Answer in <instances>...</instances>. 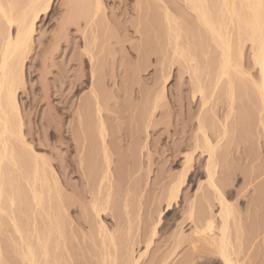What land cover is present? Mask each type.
<instances>
[{
	"label": "rangeland",
	"instance_id": "1",
	"mask_svg": "<svg viewBox=\"0 0 264 264\" xmlns=\"http://www.w3.org/2000/svg\"><path fill=\"white\" fill-rule=\"evenodd\" d=\"M92 1H94V0H81V2H80V0H76V4H75L76 7L74 6L73 13L75 15L77 14V19L70 24L66 38H64L60 41L59 46L52 48L53 50L52 49L49 50L50 48L48 47V41L51 38V35H52L51 33L54 32V30L56 29V27L59 23V20L62 17L63 10L66 9V6H64L65 0H55L54 3L52 4V6L50 7L49 11L46 13L47 15L45 14L44 16H42V20L37 27V31L34 33L33 47L30 50V52L28 53V57L25 60V69H26V73H27L26 83L19 93L20 111H21V117H22L23 124H24L23 130L25 133V138L27 139L28 142H33L34 150L36 152H38L39 155H43L45 158H47L49 161H51V163L53 162L52 165H53V168H54L55 173H56L55 178L58 179V183L60 184L59 188L61 190V193L63 195L65 194V196H66V194H68L67 195L68 197L73 198L77 201L76 202L77 204L73 205L72 208L70 207V209L69 208L68 209H61V211L59 208L56 209V211H58V213H59L60 219H61L62 215L64 216V217L62 216L63 223H60V225H59L60 228L63 230V238H60V239H58V241H56L57 239L55 237H53L55 235H52V237H50V238L53 240H51V239L49 240V244H50L49 246L52 247L55 243H56L55 244L56 246H57V243L59 244L58 248L60 250L57 249L56 253H57V251H58V253L55 255L59 259H61L62 254H63L62 255L63 257L65 256V250L62 249L63 248L62 241L65 240L67 248L71 252L74 250L72 252L74 254V256L76 255V257H77V254L79 255V257H77V258H79L78 264H81V261H82V264L83 263L95 264V262H97V260H98L99 264H101L100 256L96 252L98 250V248L101 246V243L98 241V239H96L97 237H94L93 242L94 243L98 242L95 244L96 249H97L95 251V249H94L95 246H94L93 242H91L92 239H90V237H89L90 232L97 229V227H96L97 224H96L95 220H97V222L99 223L98 219H96L95 217L93 218L94 215L90 209V203H89L90 200L87 197V196H89V194H88L90 191L89 188L90 187L92 188L94 186V184L96 183V181L94 179H92L86 183L87 180L82 176V174L80 173L79 170L78 171L76 170L77 166H78L77 165L78 164V154L76 153V150L74 148L71 149L68 146L69 141L72 137V132H73L72 130L76 129V126H77V123H76L77 115L75 114L77 105L80 103V101H82V99H84V97L86 96V94H88L89 89H90L91 78L89 77L88 73L90 72L91 65L89 64V55L88 54L86 55L84 53L86 51L85 49H87V48H85V46H86L85 44L87 43V47H88L87 51L88 50H91V52L93 51L92 52L93 55L95 54L98 57V59H96V57H95V59L93 61L94 63L97 61V63H95L96 67L98 66V70L100 68V73L104 72L103 75L107 74L106 75L107 77L105 78L106 81L105 82H104V80L101 81V84L103 83L102 85L105 88L101 85L102 87L100 86V88H103V89H100V90L102 91V93H101L102 108H103L102 114L104 116V120H105L107 128H108V130H107L108 135H109L108 139L113 140V142L111 141L112 144L110 143L113 146V148L111 147L113 149V151H112V154H113V156H112V160H113L112 167L114 170L113 172L115 173V175H118V173H119V175L121 176V177H117V179H119V178L121 179L122 177H123L122 179H124L127 176L126 177V179L128 178L127 180H125V179L124 180L121 179V180H122V182L124 181L125 185H128L130 187V193H129V196H127V200H128L127 202L129 204L127 209L129 211V217H130V222H129L130 231H129V233L128 232L125 233L126 231H128L127 229L124 230L127 227L126 223H128V221L126 219H123L125 217L124 216L125 215V209L123 206L125 203L123 200L124 198H123L122 190L123 189L125 190L126 188H125V185L122 182H120V180H117V181L119 182L120 187H121L120 189H122V190H119V192H116L117 195L115 193L114 198H112L113 216L106 214V213L103 215L105 223L110 228L112 227V230H116L115 232H117V234L115 235L116 238L118 237L116 239V241L118 242V243L116 242L117 243L115 245L116 248H115V246H112V244L109 245V248H110L109 250H110V252L112 251L111 252L112 256L113 257L115 255L117 256L116 259H115L116 256L114 257L115 262L117 260L118 261L117 264L120 263V261H121L120 259L122 258L123 261L121 262V264H123V263L126 264V260L124 261V259L126 257L127 258L129 257L130 251L128 253H126L125 246L127 244V240H129V237H130V240H132V238H134V243H133L134 245L136 242V245L132 246L133 251L134 250L136 251L135 253L133 252L135 256L140 255V254H138L139 251L141 253H143V251H144L143 254L147 253L145 251L146 248L144 245V244H146V241H147L145 239V237H146L147 231H148L147 239H148V237L151 236L150 231L152 230L151 228L153 226H152V223L150 224V223H144V222H146L145 220H146L147 215L150 213L149 211H151V209H153L155 211L159 207L160 209H164L163 214L161 215V218H160L162 220H160L161 222L157 223L156 235L153 237L152 245H150V247H149L150 250H148L147 256H146V254H145V256L142 254L143 257L140 260L141 263L145 264V261H150L149 262V264H150V263H152L151 262L152 260L156 261V260H159L162 258H166V257H163L164 254H165V256H168V254H169V256L171 258L168 260V262L166 264H169V263L177 264L178 262H182V263L184 262V264H189L188 261H190L191 259H192L191 261L193 264H222L217 253H215L213 248L208 243H206L207 241L205 240L204 237L192 236L190 238L191 234H189V233L192 230L191 228L193 227V224L192 223L189 224V223H187L188 222L187 220L183 219V218H185L184 216L186 215L183 211H185L187 209L188 198L191 197L192 194L196 191L198 183L200 181H203V183L205 184V187H206L205 189H207L206 181H205L206 175L204 172L205 156H202V157L197 156L196 157V160H195L196 163H199L200 158H201L200 165H201V171L203 173L198 174L197 177H194L195 178L194 181H193V179L190 180L189 176L187 177V179H186V181L182 187V192L180 194V201H179L180 203H179L178 207H175L169 211H166L167 210L166 205H165L166 199L165 200L163 199V197H166L164 193L167 194V192H168V188H169L168 185L171 183L170 181L173 180L178 175V172L180 170L179 163L174 161L175 158L173 157L171 151L175 146H178L180 144L184 145L188 142L187 140H190V138L192 137L191 135L194 132V128H192V125H191L192 124L191 122L193 121V119L191 121L190 116H192V118H193V116H195L197 113H199V109H201V105L200 104L197 105L199 102L197 104L194 103L195 105L193 103H189V100L192 98L191 95L193 94V89L190 85L191 81H189L190 80L189 77L191 76V72H189L190 70H186V68H180V70H178L179 68L176 69V67H177L176 65H174V64L171 65V66L174 65L176 67H174V66L172 67L171 76L169 77L168 82L166 83V88H165V94H166L165 96L166 97L162 100L160 106L154 112L153 117L151 119L152 122L150 123L149 128L146 130L144 127L145 126L144 125L145 116L144 115H143V117L141 116L142 119L139 120V118H141L139 113H141L142 111H143V113H145L146 109L144 108L145 110H141L143 108H140V106H142V105L144 107L146 106L147 101L145 103V100H147L149 98V96H148L149 93L154 97V95L162 89V86H163L162 76H163V74H162V70L160 72V68L163 69L165 66V68H166L165 70H167V69H169L168 67L171 63H169V61L168 62L165 61V62L169 63V65H168L167 63L161 62L159 59H157L158 56L154 52L147 51V52H149L147 54L146 51H143L141 49V47H139L140 42L145 40V34H143L142 24L139 25L136 22V18L138 19V12L135 9L136 0H102L103 5H104V9L96 16V19H95L96 23H97V25L95 26L96 28L86 26V22L84 19L85 16L89 13V10L92 9L91 7L93 6L92 4L94 3V2L92 3ZM162 1L163 2L165 1L167 5L170 4V6H171L172 2H174L173 4L176 3L175 2L176 0H162ZM61 2H63V3H61ZM156 2H157V0L156 1L154 0V6L155 7H156V5H155ZM158 2H160V1H158ZM173 4H172V6L176 5V4L175 5H173ZM157 5H159V4H157ZM61 7H63V8H61ZM156 10H157L156 16L161 15V14H158V11H159L158 6H157ZM160 11H162V10L160 9ZM159 13H161V12H159ZM78 15H79V17H78ZM159 18H161V16H159L158 19ZM136 24H137V26L139 25L140 27L138 26L139 27L138 28L136 26ZM136 28L139 29L140 32ZM83 29H85L84 30L86 33L85 35H87L88 38L85 37V35L82 33V32H84ZM80 31H81V33H79ZM185 31H186L187 35H184V34H186V33H184ZM185 31H182L183 39H185V38H187V36H189L187 30H185ZM140 34L141 35L143 34V35L141 36ZM95 36H97V37H95ZM85 38L87 39V41H89V43L85 40ZM94 39H95V41H94ZM156 40H158V39H156ZM85 41H86V43H85ZM183 41L186 42V39ZM194 43H197L196 40L194 41ZM89 44H91V49H89V47H90V46H88ZM92 44H95V45H92ZM135 46H136V48H135ZM250 47H251L250 43L246 42V46L244 48L243 64H244V68L249 70L254 77H257L256 68H253L252 62H251L252 60H251V48ZM47 49L50 51L49 52L50 56L48 55L47 60H45V64H46V66H45L46 72L45 73L46 74L44 72H43V74L46 76L43 75L45 80H42L43 76L41 74V70L45 71V69L42 68L43 62H41V60H44L43 52H44V50L47 51ZM198 49H199V51L201 50L200 47ZM197 52H198V50H197ZM216 56H219V55L217 54ZM142 57H144V58H142ZM205 57H204V54H203V56L201 55V57H200V59L202 58L201 59L202 62L200 63L201 69H202V76H204L206 73L205 62H204ZM81 60H82V62H81ZM98 64H100V65H98ZM140 64H142V67L144 66L146 69L143 70V68H141L139 73L135 72V69H136L135 66H138ZM165 64H167V65H165ZM31 70H33L32 73H31ZM186 71H188V72H186ZM29 73H31V76ZM84 74H86V76ZM160 76H161V78H160ZM239 77L240 76H237V79ZM237 79L235 76L236 82H237ZM76 80H77V82L83 81V85H84L83 90L84 91L82 90L79 92L76 90V87L74 88L72 86L76 82ZM240 81H241V79L239 78L238 82L240 83ZM243 81L245 83L246 78H244ZM239 83H236V84H238L239 86L241 85L242 90L241 89L239 90V86L238 85L236 86V84H235V88H234L235 93H237V92L242 93V94L237 93L236 96L238 97V99L235 97L236 99L234 101V106L236 107V111H237V114H236V112H235V114L239 117V120H238V117L235 116V114H234L235 120L233 117H231V118H233L234 121H232V119H229L230 120L229 123L232 122V125L231 124L230 125L233 127V128L230 127L231 133L228 132V134L226 135L227 137L225 136L226 138L224 137L222 139V141L220 142V145L218 146V150H217L218 174H217V177L221 183L223 182L222 184H225V183L227 184L226 190L229 192L228 193L226 192L225 194L226 195L228 194L227 197H229V200L234 205L235 212L237 215L236 217L238 218V219L236 218L235 220L232 221V223H230V238H231L232 248L235 249V251L238 253V258L244 264H264V205H263L262 201H260L259 199L256 200V197H258V196H259L258 198H260V199L262 198L261 197V191H259V189H260L261 185H264V184H262V183H264V134L262 133V136H260L258 138L257 134L259 132L258 131L259 128L257 129V127H256V126H258L257 121L256 120H254L255 122L253 121L256 124V126L253 125L254 124L253 122H252L253 124L250 123L253 119H255L257 117V114H255V117H254V114L252 113L255 111L257 113L256 107H254L256 105L251 103V101L248 100L244 96V95H246V93H245L246 83L243 85L244 87L242 86V84H239ZM44 84L47 85V88L49 89V92H48L49 98L44 97L45 96V92H44L45 88L43 86ZM222 85H221V88L218 89V91L220 93L217 92L216 96L218 97V93H219V97H222V98L224 97L225 100H224V98L223 99L219 98L220 101L219 100H218L219 102L217 101V104L219 103L218 104L219 107L216 104V107L213 108L212 111H210V107H205L204 109L207 111L208 114H205L206 111L204 109L202 110V113H204L205 118L209 119L211 122V123H209V121L206 119V123H207L206 127L208 126V128H209L211 126L209 128V132L212 131L211 129H213L214 130L212 132L213 134L215 133V131L217 129H218L216 131L217 133L218 132L220 133V130H222V128H221L222 123L217 124V122L219 120L221 122L224 120L223 119L224 117L222 118V116H225V115H223L222 111L228 109L227 108L228 107V103H227L228 101L226 99H227V97L229 98V94H228L229 92H228L227 88L224 87L226 85L224 83ZM242 87L244 88V90ZM222 88H224L223 91L220 90ZM221 92L223 95H221ZM247 92H248V90H247ZM140 94H141V96H140ZM238 95H240V96H238ZM152 96H151V98H153ZM242 96H243V99H242ZM144 97H148V98L146 99ZM140 99H141V101H140ZM244 99L246 101L248 100L247 101L248 105H247L246 101L244 102ZM152 100L149 99V101H152ZM236 100H237V102H236ZM143 101H144V104H141V102L143 103ZM49 102H50L51 106H49V104H48ZM135 104L139 105V106H135ZM243 104H245L249 107L251 105H253V106H251L250 107L251 109H250L247 106L245 107ZM220 105H223V107H221ZM241 106H244V107H241ZM132 107L134 109L136 107L137 108L134 110ZM252 107H254L255 110H253ZM225 108H227V109H225ZM239 108L242 109V111H240ZM245 108L249 109L251 112L247 111V110L245 111ZM138 109L141 111L138 112ZM203 111H205V112H203ZM195 112H197V113L195 114ZM246 112H247V114H246ZM143 113H141V114H143ZM210 113L211 114L213 113L214 115L213 114L212 115L216 116L213 118H216V120L217 119H219V120L218 121H216L215 119L212 120V115ZM221 113H222V115H221ZM241 113H243V115H241ZM209 114H210L211 118L209 117ZM215 114H217V115H215ZM224 114H225V112H224ZM244 114L247 117L244 116ZM252 115H253V117H252ZM94 116H95V113H93V114L91 113L90 119H92V122L90 119H89L90 122L89 121L88 122L90 124H92V123L93 124H92V127H90L91 125L89 126L90 128L88 127L89 132L93 131L95 129V126H96L94 124V123H96L95 119L93 120V118H92ZM248 116L250 119L248 118ZM51 117L55 120V122L59 128V131L52 129V126H51L52 123L51 122L53 119L51 120ZM137 117H139V118H137ZM146 117H147V114H146ZM241 118L244 121L246 119V121L242 122V123L239 122V121H243ZM236 120L238 121L239 125L236 122ZM247 121H249V122H247ZM88 122H87V124H89ZM233 122H235V123H233ZM189 123H191V124H189ZM233 124L234 125L237 124L238 125V126L236 125L237 128H234L235 126ZM244 124H245V126H244ZM93 125H95V126L93 127ZM214 125H216L217 128ZM218 125H220V127ZM239 127L242 129H240ZM245 127H246V130H244ZM250 127H252V128L250 129ZM91 128H93V129H91ZM135 128H138V130L140 129L139 132L142 131V135L140 137H135L132 139L129 137L131 140L128 141L129 138L127 139V136L129 135V132L135 130ZM191 129H193V130H191ZM247 130H249V131H247ZM256 130H257V132H256ZM96 131H97V127L94 131V134L96 133ZM91 133H92L93 137H97L96 134L94 135L93 132H91ZM244 134H246L245 135L246 137L244 136ZM255 135H257L256 136L257 138L255 137ZM260 135H261V133H260ZM93 137H91L93 139V141L91 138H89V140L91 141L90 142L91 146H92V149H91V147L89 149L91 152L94 149L93 146L94 147H95V145L98 146L97 141H96L97 138H95V141H96L95 142L96 144H95ZM125 139H127V141ZM131 141H132V143H130ZM16 142L18 143L19 141L16 140ZM92 142L94 145L92 144ZM136 142L139 144V146ZM130 144H132L133 147H134V144L138 146V147L135 146V147H137V149L134 148V151H135V149H136V151L138 150L137 153L139 155L134 160V163H132L134 166H132V164H130V166H129L128 161L127 162L125 161L126 163H124V160L126 158V157H124L125 156L124 154H127L126 149H128V146H130ZM20 145H21V143H20ZM95 148H96V150L94 149V151H97V152H94V155H92V153H89L90 152L89 151L88 157H91V158H92V156L96 157V155H97L96 153L99 154V151H98V150H100V149H98L99 147H95ZM29 153H31V151H29ZM76 154H77V156H76ZM180 155H181V153L179 154V157H180ZM98 156H100V154ZM75 158L77 160H75ZM94 158L91 160V162L93 161L92 164H91L90 160H88L90 162L88 164L92 165V166H88L89 169L92 168L91 170H88V168H87V170L89 172L90 171L92 172V170H93V172H95V171H97L96 169L99 168L97 166V163L99 162V160H100L99 158H101V156L95 158V160L97 161V162L95 161L96 165L94 163ZM148 158H149V160H148ZM120 160H123V161H120ZM73 161H75L74 163H76V166L74 163H72ZM70 163L75 166L74 169ZM119 163H121L120 164L121 166L119 165ZM125 164H127V165H125ZM180 164H182V162ZM93 165H95L97 168H95V166H93ZM115 166H116V168H115ZM122 166H124L125 168H127V166H129V167H128V169H125ZM119 167H121V168H119ZM131 167H135V168L131 169ZM93 168H95V169H93ZM123 168L125 170H123ZM127 170H129L128 175H127V173H128ZM132 170H134L135 172H130ZM115 171H119V172H115ZM122 171L124 173H122ZM17 172H19V171H13V172L11 171L9 173H12V174H10L8 177H6V180H8V182L6 181V183H5V185L7 186V190L12 184L11 188L8 191L5 189L6 194L11 189L12 190L9 192L10 193L9 196L12 195V191L14 192V194L17 193L19 187L22 184V186H23L22 190H24L25 192H28V193H27V195L25 192L18 194L19 197L21 195L20 198H21L22 202H20V204L22 205V204H24V202H26L28 200H29L30 204H28V202H27L26 203L27 206L23 205V207L20 204H17V203H19L20 198L18 196H15L16 194L15 195L13 194V197L15 196V203H16V204L13 203L14 205H11V203L9 204V200L6 198L7 195L4 197V198H6L5 199L6 201L4 200L5 201L4 206L6 205L5 209H8V210H6L4 212L2 211L0 214L2 216V217L0 216V218L2 219V220L0 219L1 220L0 226L2 227L0 230V235H1L0 237L2 238L1 240H2V246L4 247V250H3L5 252L4 254H5V256H8V257L11 255V252H10V249L12 246L11 241L18 240L20 235H22V236L25 235L23 237L26 239H29L32 236V233L34 232L33 230H36L37 227H40V226L42 227V228L40 227L37 229V231L40 232V234L42 233L41 234L42 236L47 233L44 230H46V228H48V226H52L53 229L56 228V226H53L54 223H52V225H50L49 223H45V227H44L43 217L46 220V217L44 215L45 213L44 212L42 213V211L39 212L38 208L40 210H41V208L38 206L36 207V205L34 206V204H36V203L33 199H31L32 195L31 194L29 195V191H28L29 188L25 184L26 183L25 180H23L21 178V177H23V178H25V177L19 175L20 172H19V174ZM131 173H133V174H131ZM13 174H14V177H12ZM122 174H124L125 177ZM257 175H258V177H256ZM11 177H12V179H11ZM20 179H21V181H20ZM10 180L13 182H11ZM92 181H93V183H91ZM125 181L129 184L125 183ZM89 183H91V185L93 184V186H90ZM121 183H122V185H121ZM7 184L10 186H8ZM123 185H124V188H123ZM6 186L4 188H6ZM128 186H126V187H128ZM16 188H17V190H16ZM257 193H260V194L258 195ZM118 194H120V196H118ZM27 196L29 199H27ZM124 197H125V195H124ZM254 197H255V199H254ZM16 198L18 199V201ZM252 200H254V201H252ZM255 200L259 201L260 204H258V205L255 204L254 203V202H256ZM32 201H34V203ZM46 201L47 200H45V203H44V209L45 210L48 209V207H45L48 204V201L47 202ZM253 203L255 205H257V207H255V205ZM31 204H32V206H31ZM215 204H214V211L216 212V210L218 209V205L217 204L215 205ZM10 205L12 208L10 207ZM17 205L21 206V208L23 210L19 211V209H17V208H20V207ZM28 205H29L31 211H30ZM86 205H88V206H86ZM48 206H49V204H48ZM21 208H20V210H21ZM24 208H27V210H24ZM255 208L256 209L258 208V209L255 210ZM11 209H13V212H12L13 215L17 214L16 216H17L18 221H19L18 217L20 218V216H21L20 220L22 222L19 221L20 223H18L19 224L18 226H20L19 228L21 230L20 235L17 232V230L15 233L14 223H12L13 221L10 218V217H12L11 216V214H12ZM14 209H16V210H14ZM34 209H35V213L34 212L33 213H34V215H36L34 217H36L37 220L33 219V217H32L33 213H30ZM36 209L38 210L39 214H38ZM160 209H158V210H160ZM45 210H43V211H45ZM62 210H63V212L65 210L66 214L63 213ZM66 210H68V211H66ZM83 210L86 211V214L88 217L87 221L89 222V224L87 223V221L85 219L86 214L83 212ZM87 210H89L90 212ZM17 212H19V214ZM20 212H22V213H20ZM61 212H62V215H60ZM146 212H147V215H146ZM156 212H159V211H156ZM4 213L6 215L7 214L8 215L6 216ZM26 213H28L30 216L28 214L26 215ZM89 213H90V215H88ZM40 214H41V216L39 217ZM118 214H120V215H118ZM156 215H157V213H156ZM8 216H10V217H8ZM66 216H68V217H66ZM28 217H31V218H28ZM121 217H123V218H121ZM31 219L35 221L34 224L31 223V221H32ZM40 219H42V220H40ZM89 219H92V221ZM115 219H117V220H115ZM121 219H122V223H120ZM184 220H185V222H184ZM26 221H27V223H26ZM28 221L30 223H28ZM34 221H32V222H34ZM38 221H39V223H38ZM40 221H42V223H40ZM45 222H47V220ZM91 223L95 228L90 225ZM38 224H41V225H38ZM121 224H122V227L120 226ZM21 225H23V226H21ZM69 225L71 228L69 227ZM83 225H85V226H83ZM34 226H35V228H34ZM113 226H115V227H113ZM119 226H120V228L123 229V232L119 229ZM124 226H126V227H124ZM116 227H117V229H116ZM139 227H140L141 231L139 230ZM6 228H7V230H6ZM92 229H94V230H92ZM118 229L120 230L121 233L118 231ZM23 230H24V233H23ZM66 230L67 231L69 230V231L67 232ZM145 230H146V232H145ZM82 231L84 232L83 234L85 236L82 234ZM43 232H45V233H43ZM138 232H141V233H139L140 236L145 235V237H144L145 242H144V239L142 238L143 243H142V240L140 243H137V239L140 238V236H138ZM143 232H145V234H142ZM149 232H150V234H149ZM179 232H180V234H179ZM13 233H15V235ZM181 233H182V238H181ZM3 234H5V235H3ZM53 234H55V233H53ZM74 234H75V237L71 236ZM118 234H120V235H118ZM126 234L127 235L129 234V237ZM131 234H132V236H131ZM175 234L177 235V238H176ZM9 235H10V237H9ZM13 235H14V237H12ZM123 235H125V237H123ZM82 236L84 237V239L82 238ZM6 237L8 238L9 242H6V241H8V240H6L7 239ZM16 237H18V238L16 239ZM80 237L82 238V240L85 243L81 240ZM195 237H198V238H195ZM87 238H89V239H87ZM178 238H179V240H178ZM122 239H124L123 242L119 244V241H122ZM190 240H192V241L197 240L198 241L197 243H198L199 247L197 250V255L195 254V256H192V254H191V253H194V250L191 248L192 242ZM50 241H51V243H50ZM125 241H126V243H125ZM9 243H10V245H9ZM82 244L83 245L85 244L84 246H86V247H84ZM176 244H178L179 247L176 249V251H174L176 248ZM88 245H89V247H88ZM7 246L9 247V249ZM77 246L80 248H82V246L84 247V248H82L83 249L82 251L85 253L86 258L85 257L83 258L81 256V252H79V250H81V249L78 248ZM55 247L51 248V252L54 251ZM119 247H121V249H119ZM134 247H135V249H134ZM89 248H92L93 250L89 249ZM111 248H113V249L115 248V249L113 250ZM190 249L192 251H190ZM62 250H63V253H62ZM90 250H92V251H90ZM88 251H89L88 254H90V253L95 254L96 253V256H94V254L92 255L94 259H92V256H91V258L88 257L89 255L86 254V252H88ZM115 251H117V252H115ZM171 251L176 252V253L175 254L173 253V255H171V253H170ZM9 252H10V254H9ZM59 252H60V254H59ZM113 253H115V254H113ZM133 253H132V255H130L131 257H134ZM161 253H163V254H161ZM58 254L60 257L58 256ZM160 254H161V257L158 258L160 256ZM155 256H158V257L156 258ZM96 257H98V258L96 259ZM123 257H125V258H123ZM152 257H154L155 259L154 258L151 259ZM173 258H174V260H173ZM84 259H86L87 262ZM95 259H96V261H95ZM171 259H172V261H170ZM89 260H91V261H89ZM142 260H144V261L142 262ZM93 261H95V262H93ZM176 261H177V263H176ZM98 262H97V264H98ZM146 264H148V262H146Z\"/></svg>",
	"mask_w": 264,
	"mask_h": 264
},
{
	"label": "bare ground",
	"instance_id": "2",
	"mask_svg": "<svg viewBox=\"0 0 264 264\" xmlns=\"http://www.w3.org/2000/svg\"><path fill=\"white\" fill-rule=\"evenodd\" d=\"M54 1L55 0H0V214L2 211L4 212V211L8 210V209H5L6 205L4 206V204H5L4 202L6 201L5 200L6 198L9 200V204L11 203V205H14L13 203H15V196L19 197L18 194L25 192L24 190H22L23 186L20 183L21 186L19 187L18 192L15 193L16 195L12 191V195L9 196V194H10L9 192L12 189L6 194L7 186L5 185V183H6V181L8 182V180H6V177H8L10 174H12V173H9L11 171L12 172L13 171H19L20 174H19V172H17V173L19 175L25 177V178H23V177H21V178L23 180H25V182H26L25 184L29 188L28 189L29 195L30 194L32 195L31 199H33L36 203V204H34V206L36 205V207L37 206L40 207L41 210L38 208L39 212L42 211V213L43 212L45 213L44 215L46 217L47 222H45L46 220L43 217L44 227H45V223H49L50 225H52V223H54L53 226H56V228H54V229L52 226H48V228H46V230H44L47 232L46 233L47 235L45 234L43 236L41 235L42 233L40 234V232L37 231V229L40 228L41 226L37 227L36 230H33L34 232L32 233V236L29 239H26L23 237L25 235H23V236L20 235L21 230L19 228L20 226H18L19 225L18 223L22 222L20 220L21 216H20V218L18 217V219L20 221L19 222L17 220V216H16L17 214L13 215V213H12L13 209H11V213H12L11 216L12 217H10V216H8V217H10L13 221L12 223H14L15 233L17 230V232L19 233L20 236H19V238L16 237V239L18 238V240L11 241L12 242L11 243L12 246L10 249L11 255L9 257L5 256V254H4L5 252L3 251L4 247L2 246V240H1L2 238L0 237V264H78V261H79V258H77V257H79V255L77 254V257H76V255L74 256V254L72 253L74 250L71 252L67 248L65 240L62 241V244H63L62 249L65 250V256L64 257L62 256L63 255L62 254L61 255L62 258L59 259L55 255L58 253V251L56 253V250L59 249L58 248L59 244L57 243V246H56L55 245L56 243L54 241L53 242L55 244L52 247H55V246L56 247H55L54 251H52L53 253L51 252L52 247L49 246L50 245L49 240L51 239L50 237H52V235H55L53 237H55L57 239L56 241H58V239H60V238H63V230L59 226L60 223H63V219H62L63 210L60 214V215H62L61 216L62 220H61L59 213H58V211H56V209L59 208L60 211H61V209H68V208L70 209V207L72 208L73 205L77 204L76 203L77 201L73 198L68 197L67 196L68 194H66V196H65V194L63 195L61 193V190L59 188L60 184L58 183V179L55 178L56 173H55V170H54L53 165H52L53 162L51 163V161H49L43 155H39L38 152H36L34 150L33 142H28L27 139L25 138V133L23 130L24 124H23V120L21 117L20 102H19V93L22 90V88L24 87V85L26 83V79H27V73H26V69H25V60L28 57V53L30 52V50L33 47L34 33L37 31V27L42 20V16H44L49 11V9L52 6V4L54 3ZM158 1H160V2H158ZM161 1L162 0H157V2L155 3L156 7L154 6V0L153 1L152 0H136V4H135L136 5L135 9L138 12V19L136 18V22L139 25L142 24L143 34H145V40L143 39L144 41H141L142 43L140 42L139 47H141V49L143 51L154 52L158 56L157 59H159L161 62L167 63L169 61V63H171L170 65H169V63H167L169 65V67H168L169 69H167V70H165L166 69L165 66L163 69L160 68V72L162 70V74H163V76H162V78H163L162 89L160 91H158V93H156L154 95V97L149 93V95H148L149 98L144 97L146 99L148 98L147 100H145L143 98L145 100V103H146V101H147V103H146L145 107L142 105L143 107L140 106V108H143L141 110L146 109L147 111L145 110V113H143V111H142L141 113H143V114L139 113L140 117L141 116L143 117V115L145 116V118H144L145 119V123H144L145 126L144 127L147 130L149 128L150 123L152 122L151 119L153 117L154 112L160 106L162 100L166 97L165 96L166 95L165 94L166 83L168 82V79L171 76L172 67L174 65L177 66V67L174 66V67H176V69L179 68L178 70H180V68H186V70H190L189 72H191V76L189 77L190 78L189 81H191L190 85L193 89V94L191 95L192 98L190 99L191 101L189 100V103H193V104L196 103L197 104L199 102L197 105H199V104L201 105V109H199V113L195 112V114L196 113L197 114L195 116H193V118H192V116H190L191 118L189 117L191 119V121L193 119L192 122L190 121L192 124L189 123L192 125V128H194V132L191 135L192 137L191 138L189 137L190 140H187L188 142L186 141L187 142L186 144H184V145L180 144L178 146H175L171 151L173 157L175 158L174 161L179 163L180 170L178 172V175L173 180L170 181L171 183L168 185L169 188L167 187L168 188L167 194L164 193L166 196V197H163L164 200L166 199V204H165L166 209H167L166 211H169L175 207H178V205L180 203L179 201H180V194L182 192V187H183L187 177L189 176V179L190 180L193 179V181H194V179H195L194 177H197L198 174L203 173L201 171V165H200L201 158H200L199 163H196L195 160H196L197 156H199V157L205 156L204 172L206 175L205 181H206L207 189H205L206 187H205V184L203 183V181H200L198 183L196 191L192 194L191 197L188 198L187 209L185 211H183L186 215L184 216L185 218H183V219L187 220L188 221V222L186 221L187 223L193 224V227L192 228L190 227L192 229L189 233V234H191L190 238L192 236L204 237L205 240L207 241L206 243H208L213 248L215 253H217L222 264H244L238 258V253L235 251L234 248H232V244H231L230 223H232V221L237 218L236 217L237 215L235 212L234 205L229 200V197H227L228 194L227 195L225 194L226 192L227 193L229 192L226 190L227 184L226 183L222 184L223 182L221 183L217 177V174H218L217 150H218V146L220 145V142L222 141V139L228 134V132L231 133L230 127H232L231 126L232 122L229 123L230 122L229 119H232V121H234L235 120V118H234L235 112L237 114L236 107L234 106V101L236 98L238 99V97L236 95H237V93H240V92L235 93L234 88H235V84L239 83L238 82L239 78L241 79L239 84H242V86H243L246 83V85H245L246 86V91H245L246 95H244V96L248 100H250L251 103L256 105L254 107H256L257 113H256V111L252 112V113L254 114V117H255V114H257V117H256L257 119L256 118L253 119L250 123L253 124L255 122L254 120L257 121L258 126H256L255 123L253 125H255L257 127V129L259 128L258 131L261 133V135H260V133L258 132V134H257L258 138L260 136H262V133L264 134V0H176L175 1L176 5L173 4L174 2H172V4L175 6H172V4H171V6H170V4L167 5L165 1H164L165 3L163 1L162 2ZM80 2H81V0H80ZM61 3H63V2H61ZM64 3H65L64 6H66V9L63 10L62 17L59 20V23H58L56 29L54 30V32L51 33L52 34L51 38L48 41V47L50 48V49L48 48L49 50H51L54 47L59 46L60 41L64 38H66V36H67V32L69 30L70 24L77 19V14L75 15L73 13L74 6L76 7V5H75L76 0H65ZM92 3H93L92 4L93 6L91 7L92 9L89 10V13L84 18L85 22H86V26H89V27H95L97 25L96 20H95L96 16L104 9V5H103L102 0H94V1H92ZM157 4H159V5H157ZM157 6L159 8L158 14H161V15H159V16H161V18H159V19H158L159 16H156ZM61 8H63V7H61ZM160 9L162 11H160ZM159 12H161V13H159ZM79 15H78V17H79ZM137 24H136V26H137ZM84 30L85 29H83V31ZM137 30L140 32L139 29H137ZM185 30H187L188 35H189V36H187V38H185L186 42L183 41L185 39H183V34H182V31H185ZM81 31L79 33H81ZM82 33L84 35L86 34L85 31ZM184 33H186V31ZM184 35H187V33ZM97 36H95V37H97ZM85 37H87V35H85ZM156 39H158V40H156ZM85 40L87 41L86 38H85ZM195 40L197 43H194ZM86 41H85V43H86ZM94 41H95V39H94ZM87 42L89 43V41H87ZM246 42H249L250 46H251L250 47L251 48V60H252L251 62H252L253 68H256L257 77H254L249 70L244 68L243 57H244V48L246 46ZM85 45H86L85 48L88 49L87 43ZM92 45H95V44H92ZM88 46H90L89 49H91V44H89ZM136 46H135V48H136ZM199 47L201 48L200 51L198 49ZM48 49H47V51L44 50V52H43L44 60H41V62H43L42 68H44V69L46 66L45 60H47L48 55L50 54L49 53L50 51ZM87 49H85L86 51L84 53L86 55L87 54L89 55V64L91 65L90 72L88 73L89 77L91 78L90 89H89L88 94H86V96L84 97V99H82V101H80V103L77 105V108L75 111L76 112L75 114L77 115V119H76L77 126H76V129L72 130L73 131L72 137L69 141L68 146L71 149L74 148L76 150V153L78 154V164H77L78 166H77L76 170L77 171L79 170L80 173L82 174V176L87 180L86 183L92 179H94L96 181L94 186H93V184L91 185V183H93L94 180L91 183H89L90 186H93L92 187L93 189L89 186L90 191L88 193L89 196H87L88 199L90 200L89 203H90V209L94 215L93 218L95 217L99 221V223H98L97 220L94 219L96 221V224H97V226H96L97 229H95L96 231L94 229H92L94 231L90 232L89 237H90V239H92L91 242L94 241L93 240L94 237H97L96 239H98V241L101 243V246L97 250L95 244L98 242H95V243L93 242V244L95 246L94 249H95V251L97 250L96 252L100 256L101 260L100 259L99 260H100L101 264H117L118 261L116 260V262H115V259L117 258V256L115 255L116 257L114 256L115 257V259H114V257L111 254L112 251L110 252V250H109L110 244H112V246H115L118 243L116 241V239L118 237L117 238L115 237L117 232H115L116 230H112V227L110 228L105 223L103 215L106 213V214L113 216L112 198H114V195L116 192H119V190H122V189H120L121 187H120V184L117 180H120V182H122V180H124V179L127 180L128 178L126 179L127 176L125 177V175L122 174V175H124L125 178L122 179L123 178L122 177L121 178L122 180L120 178L117 179V177H121V176L119 175V173H118V175H115V173L113 172L114 171L113 167H112V163H113V160H112L113 149L112 148H113V146L111 145L112 144L111 141L113 142V140L108 139V136H109L108 131H107L108 128H107L106 122L104 120V116L102 114V110H103L102 99H101L102 91L100 90V89H103V88H100V86L103 84V83L101 84V81L102 80H104V82L106 81L105 78L107 77L106 76L107 74L103 75L104 72L100 73V68L98 70V66L96 67V65H95V63H97V61L95 60L96 62L95 63L93 62L95 57H96V59H98L97 55L94 54L95 55L94 56L92 53L93 51L92 52H91V50L87 51ZM197 50H198V52H197ZM149 52H147V54ZM203 54H204V57L206 56L204 59L205 69H206V73L204 76H202V69H201V65H200V63L202 62V60H201L202 58L200 59V57H201V55L203 56ZM217 54L219 56H216ZM142 58H144V57H142ZM82 60H81V62H82ZM165 61H167V62H165ZM167 64H165V65H167ZM172 64H174V65L171 66ZM98 65H100V64H98ZM135 68H136L135 72H138V73H139L141 68H143V70L146 69L144 66L142 67V64L135 66ZM32 72H33V70H31V73ZM43 72L45 73L46 69H45V71L41 70L42 76L44 75ZM186 72H188V71H186ZM31 73H29L30 76H31ZM84 75L86 76V74H84ZM44 76H46V75H44ZM44 76L42 77V80H45ZM235 76H236V79H237V76H240L237 79V82L235 81ZM160 78H161V76H160ZM244 78H246L245 83L243 81ZM223 83L226 85L224 87L227 88V90L229 92L228 93L229 98L226 96L227 97L226 100L228 101L227 102L228 103V107H227L228 109L225 108L227 110L222 111L223 115H225V116H222V118L224 117L223 118L224 120L222 122L219 119L216 120V118H213L216 116H213L214 114L212 113L213 114L212 115L210 113L212 115V120H214V119L216 121L219 120L217 122V124L222 123L221 124L222 130H220V133L216 132L218 130L217 129L215 131V133L213 134L212 133L214 131L213 129H211L212 131L209 132V128L211 126L209 128H208V126L206 127V125H207L206 119L207 118H205L204 113H202V110L205 107H210V111H212L213 108L216 107L217 101L219 100V98L220 99L222 98V97H219L220 92L218 91V89L221 88V85ZM237 85L238 84H236V86ZM43 86L45 88V91L43 90L45 92L44 97L49 98V94H48L49 89L47 88V85L44 84ZM72 86L74 88L76 87V90L80 92L83 90V86H84L83 81L77 82V80H76V82ZM223 89L224 88H222L220 90L223 91ZM240 89H241V85L239 86V90ZM243 90H244V88H243ZM247 90H248V92H247ZM217 92H219L218 97L216 96ZM240 94H242V93H240ZM221 95H223L222 92H221ZM140 96H141V94H140ZM151 96L153 98H151ZM238 96H240V95H238ZM149 99L150 100L153 99V100L149 101ZM242 99H243V96H242ZM245 99H244V102L246 101ZM224 100H225V98H224ZM140 101H141V99H140ZM247 101H246V103H247ZM236 102H237V100H236ZM48 104H49V106H51L50 102ZM141 104H144V101H143V103L141 102ZM243 105L246 107L248 105V103H247V105H245V104H243ZM135 106H139V105L135 104ZM220 106L223 107V105H220ZM244 106H241V107H244ZM251 106H253V105H251ZM218 107H219V105H218ZM247 107H249V106H247ZM254 107H252L253 110H255ZM141 110L138 109V112H140ZM246 110L250 111L249 109L245 108V111ZM205 111H203V112H205ZM240 111H242V109H240ZM224 112H225V114H224ZM91 113L92 114L95 113V116L92 118H93V120L95 119V122H96V123H94L96 126L93 125V127L95 126V129L97 127V131L95 133L97 137H93L92 133H91V132H93V134H94L95 129L91 132H89V130H88V127L90 125H91L90 127H92V124H93V123L92 124L89 123L90 122L89 119L91 118L90 117ZM146 114H147V117H146ZM205 114H208L207 111ZM210 114H209V117H210ZM236 114H235V116H237ZM246 114H247V112H246ZM215 115H217V114H215ZM221 115H222V113H221ZM241 115H243V113H241ZM244 116H246V115L244 114ZM142 117L141 118L137 117V118H139V120H141ZM231 117H233L234 120ZM252 117H253V115H252ZM248 118H249V116H248ZM52 119L53 118L51 117V120ZM90 120L92 122V119H90ZM207 120L209 121V123H211L209 119H207ZM238 120H239V117H238ZM245 121H246V119H245ZM245 121L243 120V121H239V122L242 123ZM87 122L89 124H87ZM236 122L238 123L237 120H236ZM247 122H249V121H247ZM51 123H52V125H51L52 129L59 131V128H58L54 119L52 120ZM233 123H235V122H233ZM216 125H214V126L216 127ZM236 125H234L235 126L234 128H237ZM238 125H239V123H238ZM218 126L220 127V125H218ZM244 126H245V124H244ZM251 128L252 127H250V129ZM91 129H93V128H91ZM240 129H242V128H240ZM139 130H138V128H135V130L130 131L129 135L127 136V139L129 137L131 139L135 138V137H140L142 135V131L139 132ZM191 130H193V129H191ZM244 130H246V127ZM247 131H249V130H247ZM256 132H257V130H256ZM89 135L94 138V143L97 141L98 146L95 145V147H99L98 149H100L98 151H99L101 158H99L100 160L98 159L99 162L97 163V166L99 168H97L95 166L96 162H97L95 160V158L100 157V156H98L99 154L96 153L97 155L95 154L96 155V157L94 156L95 158L93 156H92V158L88 157V155H89L88 152L90 151L89 150L90 147L92 149V146L90 143L91 141L89 140V138H91V137ZM245 135L246 134H244V136ZM257 135H255V137ZM95 138H97L96 141H95ZM130 138L128 139V141L131 140ZM127 139H125V140L127 141ZM16 140L19 141L21 143V145L19 142H18L19 143L18 144L16 142ZM92 141H93V139H92ZM130 143H132V141ZM92 144H93V142H92ZM135 144H134V147L132 144H130V146H128V149H126L127 154H124L125 155L124 157H126L124 160V163H126L128 161L129 166H130V164L134 163V160L139 156L137 153L138 150L136 151L139 144L137 143L138 146ZM135 146H137V147H135ZM95 147L93 146V148L96 150ZM134 148H136L135 151H134ZM94 149L92 152L90 151L89 153H92V155H94V152H97V151H94ZM29 151H31V153H29ZM180 153L182 156L180 155V157H179ZM77 154H76V156H77ZM93 158H94V163H95V165H93V166H95V168H97L96 169L97 171L93 172V170H92V172L91 171L89 172L88 170H91L92 168L89 169L88 166H92V165H89L88 163H90ZM75 160H77V159L75 158ZM88 160H90V162ZM148 160H149V158H148ZM120 161H123V160H120ZM180 161L182 162V164H180L181 163ZM74 162L75 161H73L72 163H74ZM92 162H91V164H92ZM74 164L76 166V163H74ZM120 164L121 163H119V165ZM127 164H125V165H127ZM71 165L74 169L75 166L73 164H71ZM116 166H115V168H116ZM129 166H127V168H125L124 166H122V167H124L125 169H128ZM132 166H134V165L132 164ZM87 168H88V170H87ZM95 168H93V169H95ZM119 168H121V167H119ZM124 168H123V170H125ZM134 168L135 167H131V169H134ZM115 172H119V171H115ZM127 172H128L127 173V175H128L129 170H127ZM130 172H135V171L132 170ZM122 173H124V172L122 171ZM131 174H133V173H131ZM12 177H14V174ZM12 177H11V179H12ZM256 177H258V175ZM20 181H21V179H20ZM11 182H13V181H11ZM122 183L124 184V181ZM122 183H121V185H122ZM125 183H127V182L125 181ZM127 184H129V183H127ZM262 184H264V183H262ZM4 185L6 186V188H4L5 187ZM124 185H123V188H124ZM8 186H10V185H8ZM11 186H12V184H11ZM11 186L8 188V190L11 188ZM126 186H128V185H125L126 189L122 190L123 198H124V199L123 198L122 199L124 200V203H125L123 205L124 209H125V215L124 216L126 218L124 216H123L124 218L123 217H121V218L126 219L128 221V223H126L127 227L124 226V227H126L124 230L127 229L128 231H126L125 233H127V232L129 233V231H130V226H129L130 217H129V211L127 209L128 205H129L127 202L128 201L127 196H129V193H130V187L129 186L126 187ZM16 190H17V188H16ZM259 191H261V197L262 198L261 199L258 198L259 197L258 195L260 193H257L258 197H256V200L259 199L260 201H262V203L264 205V185H261ZM25 193L27 195L28 192H25ZM13 194L15 195L14 197H13ZM116 195H117V193H116ZM124 195H125V197H124ZM5 196H6V198H4ZM118 196H120V194H118ZM20 197H21V195H20ZM27 199H29L28 196H27ZM254 199H255V197H254ZM45 200H47L48 204H49V206H48V204H47V206H45V207H48V209H46V210L44 209ZM17 201H18V199H17ZM34 201H32V202L34 203ZM252 201H254V200H252ZM20 202H22L21 198L19 200V203H17V204H20ZM27 202H28V204H30L29 200H28V201L24 202V204H22V205L20 204V205L23 207V205H26ZM215 203L218 205V209L216 210V212L214 211V204ZM254 203L257 205L260 204L259 201H256ZM11 205H10V207H11ZM257 205H255V207H257ZM17 206H19V205H17ZM21 206H19V207L21 208ZM31 206H32V204H31ZM86 206H88V205H86ZM28 207H29V205H28ZM20 208H17V209H19V211H22L23 209L21 208V210H20ZM29 209H30V207H29ZM158 209H160V208L158 207ZM158 209H156L155 211L153 209H151V211L148 210L150 212L149 213L147 211L149 213L148 215L146 212L147 217L145 220L146 222H144V223H150V224L152 223L153 227L151 228L152 230L150 231L151 236L148 237V239H147L148 231H147L146 237H145V235H142V234H145L146 230H145V232H143L141 234L142 236H140V234H139L141 232H138V236H140V238L137 239V243H140L141 240L143 243V239L145 237V239L147 241H146V244H144L146 249L145 248L144 249L147 253H148V250H150L149 249L150 245H152L153 237L156 235L157 223L161 222L160 220H162L160 218H161V215L163 214L164 209H160V210H158ZM257 209L255 208V210H257ZM14 210H16V209H14ZM24 210H27V208H24ZM38 210H37V212H38ZM43 210H45V211H43ZM30 211H31V209H30ZM66 211H68V210H66ZM87 211H89V210H87ZM156 211H159V212H156ZM33 212L35 213V209L30 213H33ZM39 212H38V214H39ZM83 212L86 214V211L83 210ZM155 212L157 213V215ZM17 213L19 214V212H17ZM20 213H22V212H20ZM34 213H33L32 217H33V219L37 220L36 217H34V216H36V215H34ZM63 213L66 214L65 210ZM27 214L28 213H26V215ZM88 215H90V213ZM118 215H120V214H118ZM40 216H41V214L39 215V217ZM66 217H68V216H66ZM28 218H31V217H28ZM87 218L88 217L86 214V218H85L86 221H87ZM92 219H89V220L92 221ZM40 220H42V219H40ZM115 220H117V219H115ZM185 220H184V222H185ZM29 221H28V223H30ZM32 221H34V220H32ZM32 221H31V223L34 224L35 221L34 222H32ZM26 223H27V221H26ZM38 223H39V221H38ZM40 223H42V221H40ZM87 223L89 224L88 221H87ZM120 223H122V219H121ZM38 225H41V224H38ZM90 225L93 226L92 223ZM21 226H23V225H21ZM83 226H85V225H83ZM120 226L122 227V224ZM120 226H119V229L123 232V229L120 228ZM69 227H70V225H69ZM113 227H115V226H113ZM1 228L2 227L0 226V230H1ZM34 228H35V226H34ZM116 229H117V227H116ZM119 229H118V231L120 232ZM6 230H7V228H6ZM139 230L141 231L140 227H139ZM150 232H149V234H150ZM15 233H13V234L15 235ZM23 233H24V230H23ZM43 233H45V232H43ZM53 233H55V234H53ZM83 233L84 232L82 231V234ZM179 234H180V232H179ZM3 235H5V234H3ZM14 235L12 237H14ZM118 235H120V234H118ZM71 236L75 237V234L71 235ZM127 236L129 237V234ZM131 236H132V234H131ZM9 237H10V235H9ZM123 237H125V235H123ZM82 238L84 239L83 236H82ZM82 238H81V240H82ZM176 238H177V235H176ZM181 238H182V233H181ZM195 238H198V237H195ZM87 239H89V238H87ZM124 239H122V241H119V244L122 243ZM145 239H144V242H145ZM6 240H8V238ZM51 240H53V239H51ZM178 240H179V238H178ZM190 241L192 242L191 248L194 250V253H191V254H192V256H195V254L197 255V250L199 247L198 243H197L198 241L197 240H194V241L190 240ZM6 242H9V240ZM50 243H51V241H50ZM125 243H126V241H125ZM133 243H134V238H132V240H130V237H129V240H127V244L125 246V248H126L125 251H126V253H128L130 251L129 252L130 255H132L133 252L134 253L136 252L135 250L133 251V249H132L133 248L132 246L134 245ZM9 245H10V243H9ZM135 245H136V242H135ZM83 246H82V248L86 247V246H84V247ZM80 247H78V248H80ZM88 247H89V245H88ZM178 247H179V245L176 244V248L174 251H176V249ZM82 248H80L81 250H79V249L78 250H79V252H81V256L84 258L86 255L82 251L83 250ZM92 248H89V249H92ZM115 248H116V246H115ZM8 249H9V247H8ZM111 249H113V248H111ZM119 249H121V247H119ZM134 249H135V247H134ZM92 250H90V251H92ZM172 251L170 252L171 255H173V253L174 254L176 253V252H172ZM190 251H192V250L190 249ZM10 252H9V254H10ZM115 252H117V251H115ZM62 253H63V250H62ZM88 253H89V251L86 252V254H88ZM134 253H133L134 257H131L130 255L128 258L126 256H125L126 258L123 257V258H125L124 261L126 260V264H143V263H141L140 260L142 259L143 255L145 256V254H146V256H147V253L143 254L144 251H143V253H141L139 251V253H138V254H140L139 256H135ZM59 254H60V252H59ZM59 254H58V256H59ZM93 254L90 253V254H88L89 256L88 255L87 256L91 258V256ZM113 254H115V253H113ZM161 254H163V253H161ZM161 254H160V256L158 255L159 257L158 256H155V257L160 258ZM94 256H96V253L94 254ZM163 257H166V258H162V259H159L156 261L152 260L151 261L152 263H150V264H166L168 262V260L171 258L169 256V254H168V256H165V254H164ZM97 258L98 257H96V259ZM153 258L154 257H152L151 259H153ZM92 259H94L93 256H92ZM96 259H95V261H96ZM84 260H86V259H84ZM120 260H119L120 263H118V264H121V262L123 261L122 258ZM173 260H174V258H173ZM89 261H91V260H89ZM95 261H93V262H95ZM143 261L144 260H142V262ZM170 261H172V259ZM190 261H188L189 264H193L192 261L191 262ZM86 262H87V260H86ZM97 262H98V260H97ZM97 262H95V264H97ZM146 262H148V264H149L150 261H145V264H146ZM176 263H177V261H176ZM81 264H82V261H81ZM83 264H85V263H83ZM98 264H99V262H98ZM123 264H125V263H123ZM169 264H171V263H169ZM177 264H184V262L183 263L178 262Z\"/></svg>",
	"mask_w": 264,
	"mask_h": 264
}]
</instances>
